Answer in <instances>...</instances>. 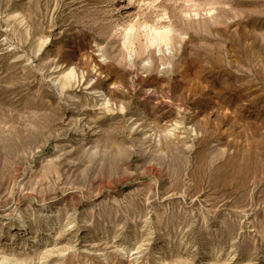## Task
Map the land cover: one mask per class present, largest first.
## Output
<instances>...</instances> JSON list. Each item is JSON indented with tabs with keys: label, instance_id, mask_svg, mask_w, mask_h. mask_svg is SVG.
<instances>
[{
	"label": "rangeland",
	"instance_id": "374dc122",
	"mask_svg": "<svg viewBox=\"0 0 264 264\" xmlns=\"http://www.w3.org/2000/svg\"><path fill=\"white\" fill-rule=\"evenodd\" d=\"M0 264H264V0H0Z\"/></svg>",
	"mask_w": 264,
	"mask_h": 264
},
{
	"label": "bare ground",
	"instance_id": "6f19581e",
	"mask_svg": "<svg viewBox=\"0 0 264 264\" xmlns=\"http://www.w3.org/2000/svg\"><path fill=\"white\" fill-rule=\"evenodd\" d=\"M123 0H116V2L118 3H121ZM129 1H132V0H129ZM119 7V6H118ZM127 29V28H126ZM134 27L131 26V28L127 29L126 31V34H125V38L128 40L129 39V36L131 35V32L133 31ZM158 36H160L161 34L160 33H156ZM155 34V35H156ZM157 37V36H156ZM160 38V37H159ZM133 45V44H132ZM62 75V74H61ZM65 76V77H64ZM64 78H62L61 80L59 79H56L57 81H59V85L62 89H66L68 87H72V83L73 80L76 81V77H75V71L74 69H72V71L68 74V75H63ZM55 80V79H54ZM76 84V83H75ZM92 133V132H91ZM90 133V134H91Z\"/></svg>",
	"mask_w": 264,
	"mask_h": 264
}]
</instances>
